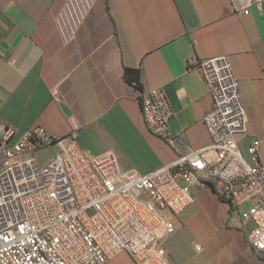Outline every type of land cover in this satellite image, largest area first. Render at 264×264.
Wrapping results in <instances>:
<instances>
[{
  "label": "crops",
  "instance_id": "crops-1",
  "mask_svg": "<svg viewBox=\"0 0 264 264\" xmlns=\"http://www.w3.org/2000/svg\"><path fill=\"white\" fill-rule=\"evenodd\" d=\"M220 56L248 118L239 150L252 162L259 140L264 164V0H0V138L15 130L10 149L43 128L64 143L75 138L89 157L113 158L118 174H148L211 143L204 118L214 98L190 64ZM128 68L141 71L139 85ZM157 88L174 111L175 146L144 120L143 97ZM4 161L0 152V173ZM164 215L176 226L169 264H264L243 218L212 186L194 188L179 216ZM107 264L139 263L122 253Z\"/></svg>",
  "mask_w": 264,
  "mask_h": 264
},
{
  "label": "built area",
  "instance_id": "built-area-1",
  "mask_svg": "<svg viewBox=\"0 0 264 264\" xmlns=\"http://www.w3.org/2000/svg\"><path fill=\"white\" fill-rule=\"evenodd\" d=\"M190 68L214 98L204 118L211 143L148 174H118L113 158L89 157L75 138L64 143L43 128L29 130L7 149L16 132H5L0 264H107L122 253L139 264H169L166 245L176 226L164 213L179 216L199 186H212L233 203L248 226L251 249L264 259V164L259 140L248 149L252 162L238 147L248 129L238 79L226 56L191 62ZM142 110L148 130L175 146L166 91L151 90ZM53 145L59 152L40 166L35 152ZM26 155L31 157L21 158Z\"/></svg>",
  "mask_w": 264,
  "mask_h": 264
},
{
  "label": "rangeland",
  "instance_id": "rangeland-1",
  "mask_svg": "<svg viewBox=\"0 0 264 264\" xmlns=\"http://www.w3.org/2000/svg\"><path fill=\"white\" fill-rule=\"evenodd\" d=\"M57 154L56 147L42 148L35 152L34 156L40 166L46 165Z\"/></svg>",
  "mask_w": 264,
  "mask_h": 264
},
{
  "label": "trees",
  "instance_id": "trees-1",
  "mask_svg": "<svg viewBox=\"0 0 264 264\" xmlns=\"http://www.w3.org/2000/svg\"><path fill=\"white\" fill-rule=\"evenodd\" d=\"M140 70H132V69H127V75H128V80L131 83H136L139 85L140 83Z\"/></svg>",
  "mask_w": 264,
  "mask_h": 264
}]
</instances>
